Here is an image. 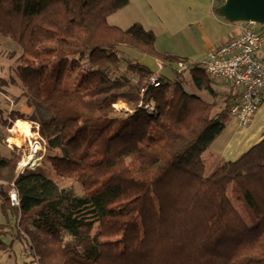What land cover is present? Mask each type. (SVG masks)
I'll return each mask as SVG.
<instances>
[{
  "label": "trees",
  "instance_id": "16d2710c",
  "mask_svg": "<svg viewBox=\"0 0 264 264\" xmlns=\"http://www.w3.org/2000/svg\"><path fill=\"white\" fill-rule=\"evenodd\" d=\"M127 3L0 0V34L21 49L9 81L26 106L7 117L0 108V119L36 123L53 173L82 188L16 173L20 156H0V253L18 242L24 264H264V135L204 174L230 91L218 107L189 93L183 80L211 95L216 80L199 62L158 51L140 22L109 23ZM130 52L177 73L184 62L188 79L171 82Z\"/></svg>",
  "mask_w": 264,
  "mask_h": 264
},
{
  "label": "rangeland",
  "instance_id": "374dc122",
  "mask_svg": "<svg viewBox=\"0 0 264 264\" xmlns=\"http://www.w3.org/2000/svg\"><path fill=\"white\" fill-rule=\"evenodd\" d=\"M142 9L143 15L149 18L150 21L156 19L160 22V27H156L155 30L157 35H154L156 49L160 52L185 58L187 62H199L205 58L204 52H206L207 43L205 42L206 39L203 38L202 33L208 36L209 40H215L216 43L220 38L228 34L225 29L226 27L224 26H226V24H232L227 22L216 12H212L210 24L203 26L202 29L197 25L191 24L189 22V4L187 0H148L142 4ZM124 10L125 9L120 8L110 14L108 16V22L111 24L119 23V25H116L124 29L128 27L130 22H128ZM121 17L123 18V21L116 22ZM160 29H164L163 32L159 31ZM20 51L21 49L16 42L11 38L0 34V78L8 81L7 85L0 87V108L2 109L3 117H7L12 109L26 110L25 99L20 97L22 91L20 84L18 82L12 84L9 81V77L14 75L13 69L18 64ZM130 53L137 57L140 63L147 64L155 73L167 76L171 82L175 80L182 81L183 78L188 79L189 75L187 72L177 73L172 66L162 64L156 58L147 55H137L133 52ZM173 65L174 67L176 66V64ZM183 85L189 93L199 95L207 101L213 100L218 107L223 102L226 89H229L232 84L222 80L219 82L216 81V83L213 84L215 88L214 90L216 91L215 95H211L207 90H199L192 85H188L184 80ZM114 108L116 111L128 110L123 103L115 104ZM215 111L216 108L213 109V112ZM16 121L8 127L3 125L2 120L0 119V156L7 157L15 153L21 157V154L27 151L28 146L25 139L26 134L18 132L15 128ZM8 144L10 147H13V149L9 148ZM203 157L205 164L204 174H207L217 165V163H215L216 159L208 160V157L205 155H203ZM42 160V169H35L32 171L46 174V176L55 180L57 184L71 188L76 194L82 193L81 186L73 179L60 178L53 173L50 163L47 160V151L44 153ZM132 163L136 173L139 175L137 162L133 159ZM17 164L15 169L16 173ZM238 210L240 214L243 215L241 209L239 208ZM25 260L27 261L29 258H25L22 252V247L18 242L14 244L11 253H0V264H24L22 262Z\"/></svg>",
  "mask_w": 264,
  "mask_h": 264
},
{
  "label": "built area",
  "instance_id": "2783aa9c",
  "mask_svg": "<svg viewBox=\"0 0 264 264\" xmlns=\"http://www.w3.org/2000/svg\"><path fill=\"white\" fill-rule=\"evenodd\" d=\"M239 25L238 35L207 50L205 58L199 61V66L210 78L232 84L234 93L229 114L237 120L240 127H245L264 97V63L258 57L259 51L264 47V27L250 22ZM186 67V63L179 62L177 71H183ZM151 81L155 83V78L152 77ZM26 122L29 124V132L25 135L28 148L21 154L17 173L35 170L32 164L37 166L41 163L47 150L38 125ZM9 200L11 205L19 206L18 194L12 184Z\"/></svg>",
  "mask_w": 264,
  "mask_h": 264
},
{
  "label": "crops",
  "instance_id": "0c3cea01",
  "mask_svg": "<svg viewBox=\"0 0 264 264\" xmlns=\"http://www.w3.org/2000/svg\"><path fill=\"white\" fill-rule=\"evenodd\" d=\"M147 1L148 0H128L127 5L122 8L125 9L124 12L126 14V18H128V22H130L129 24L133 22H140L146 29H150L156 36L157 32L155 30L156 27H160V22L156 19L150 21L149 18L143 15L142 4ZM187 2L189 4V22L193 25H197L201 29L203 26L209 25L211 21L210 19L212 18V12H215L214 6L216 5L217 0H187ZM122 21L123 18L121 17L116 22ZM116 24L119 25V23H115V25ZM224 27H226L225 29L228 34L220 38L216 43L215 40H209L208 36L202 33V36L206 39L205 42L207 43L206 52L207 50L223 44L224 42H227L231 38L235 37L236 35H238L240 30L239 23L226 24V26ZM163 30L164 29H160L159 31L163 32ZM206 52H204V54H206ZM258 57L264 63V47L259 51ZM217 81L219 82L220 80ZM229 91L232 96L234 93V88L232 85L229 87V89H226L224 94H228ZM263 135L264 97L262 103L251 117V120L247 126L240 127L237 123V120L231 115L227 118L222 131L202 153L203 161V155L208 157V160L216 159L215 163L217 164L223 160L235 159L248 147L258 142L263 137Z\"/></svg>",
  "mask_w": 264,
  "mask_h": 264
},
{
  "label": "water",
  "instance_id": "95a60500",
  "mask_svg": "<svg viewBox=\"0 0 264 264\" xmlns=\"http://www.w3.org/2000/svg\"><path fill=\"white\" fill-rule=\"evenodd\" d=\"M216 12L229 23H255L264 27V0H223Z\"/></svg>",
  "mask_w": 264,
  "mask_h": 264
},
{
  "label": "bare ground",
  "instance_id": "6f19581e",
  "mask_svg": "<svg viewBox=\"0 0 264 264\" xmlns=\"http://www.w3.org/2000/svg\"><path fill=\"white\" fill-rule=\"evenodd\" d=\"M15 128L18 130V132L23 133V134H28L29 132V124L26 121H21V120L16 121ZM32 166L35 169L41 170L43 167V164L38 163L37 166L35 164H32Z\"/></svg>",
  "mask_w": 264,
  "mask_h": 264
}]
</instances>
